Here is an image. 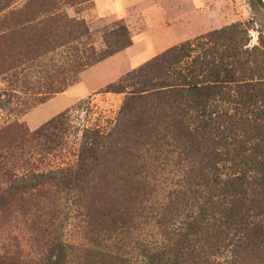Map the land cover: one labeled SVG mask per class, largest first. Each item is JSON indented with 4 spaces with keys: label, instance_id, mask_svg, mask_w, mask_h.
Wrapping results in <instances>:
<instances>
[{
    "label": "trees",
    "instance_id": "16d2710c",
    "mask_svg": "<svg viewBox=\"0 0 264 264\" xmlns=\"http://www.w3.org/2000/svg\"><path fill=\"white\" fill-rule=\"evenodd\" d=\"M262 2L249 0L257 17ZM54 8V0H43L32 10L53 13ZM24 21L18 25L26 24L31 34L14 38L20 30L14 32L13 38L17 39L14 41L20 40L11 60L20 61L24 55L25 62H31L28 67H33L32 60L46 58L50 52L57 53L65 46V33L72 38L79 30L81 34L89 32L83 29V20L71 17L40 19L34 15ZM122 29L127 39L119 37L114 48L109 44L108 49L99 52L92 47L75 58L68 57L64 62L59 59V63L45 60L46 67L38 72L43 75L47 72L53 79L44 80L40 75L36 86L46 94L63 90L83 68L133 42L125 23ZM249 35V28L242 21L211 30L168 47L105 87V91L128 93L121 108L123 113L148 103L142 108L146 113L153 102L149 98L154 96L170 106L171 127L166 133L155 132L149 140L159 146H176L172 152L187 160L191 170L199 172L195 176L159 178L153 175V180L144 177L130 181L134 183L131 188L139 190L135 193L139 194L137 202L149 200L148 192L158 190L164 200L171 201L172 212H181L175 214L178 219L164 221L167 225L162 231L163 237L117 239L115 243L95 240L91 243L95 246L54 239L47 243L40 257H22L9 248L0 249V264H235L247 255L262 261L264 44L249 45ZM57 71L64 75V81L56 78ZM12 127L11 124L4 129ZM46 128L37 130L35 135L41 136L42 129ZM102 130L84 128L76 165L40 171L32 167L11 178L0 187V211L14 204L25 206L28 197L34 198L41 191L59 192L73 186L84 191L85 185L81 183L97 169L93 163L99 157L95 151L105 133ZM147 134L150 136L151 131ZM104 208L92 219L101 223L105 216L108 229L112 225L117 230L120 222L121 227H126L131 221L132 217L125 211L107 205ZM216 255L218 258H213Z\"/></svg>",
    "mask_w": 264,
    "mask_h": 264
},
{
    "label": "rangeland",
    "instance_id": "374dc122",
    "mask_svg": "<svg viewBox=\"0 0 264 264\" xmlns=\"http://www.w3.org/2000/svg\"><path fill=\"white\" fill-rule=\"evenodd\" d=\"M54 1L55 10L51 13L45 9L32 10L43 0H0V187L32 167L40 171L76 165L85 127H100L106 134L97 144V163L92 162L97 169L81 183L85 185L84 191L74 186L59 192L41 191L34 198L28 197L25 206L19 203L0 211V249L9 248L22 257L34 258L40 257L47 243L54 239L89 246H95L91 244L95 240L115 243L117 239H160L167 225L164 221L178 219L177 210L169 209L171 201L164 200L158 190L148 192L149 200L137 202L139 194L135 193L139 190L131 188L134 183L130 181L152 179L153 175L159 178L195 176L199 172L191 170L187 160L172 152L176 146H159L149 140L155 132L166 133L171 127L170 106L154 96L149 98L153 102L146 113L142 108L148 103L123 113L121 108L128 93L105 91V87L168 47L233 23H245L249 28V45L262 46L264 0L259 5V17L254 15L249 0ZM34 15L40 19L62 16L83 20V29L89 32L81 34L79 30L70 38L61 29L66 35V45L57 53L50 52L46 58L32 60L33 67H28L31 62H25L24 55L20 61H12L11 56L20 40L15 42L14 38L31 34L26 24L18 23ZM124 23L133 39L141 37L136 50H143L146 41L150 43L154 52L150 58L124 68V73L117 78L112 69L97 67V61L83 68L61 91L46 94L36 86V80L43 75L38 70L46 67L45 60L64 62L92 47L99 52L108 49L109 44L114 48L119 37L127 39L122 29ZM16 30H20L18 37L13 38ZM47 74L42 78L50 81L52 76ZM56 78L64 81L63 74L58 73ZM65 112L66 116L59 118ZM11 124V129H4ZM45 126L42 135L36 136L35 132ZM106 205L132 217L126 227H121L120 222L117 230L112 225L108 229L105 216L101 223L92 219ZM73 257L77 258V254ZM235 264H264V259L260 261L247 255Z\"/></svg>",
    "mask_w": 264,
    "mask_h": 264
},
{
    "label": "crops",
    "instance_id": "0c3cea01",
    "mask_svg": "<svg viewBox=\"0 0 264 264\" xmlns=\"http://www.w3.org/2000/svg\"><path fill=\"white\" fill-rule=\"evenodd\" d=\"M140 38H134L133 42L126 48L106 57L105 59L98 62L97 67L107 68V70H113L117 74L114 78L119 77L124 73V70L127 67H133L136 64H139L153 55V48L150 43L146 41L145 48L143 50H136L139 47L141 41ZM125 61V62H124ZM122 65H125V67ZM125 68V69H124ZM123 69V71L121 70ZM106 70V71H107ZM109 72V71H108ZM113 78V79H114Z\"/></svg>",
    "mask_w": 264,
    "mask_h": 264
}]
</instances>
